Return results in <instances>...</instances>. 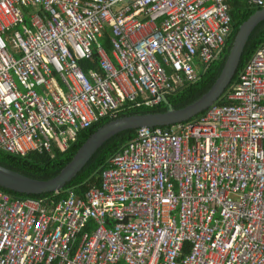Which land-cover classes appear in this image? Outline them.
<instances>
[{
    "label": "built area",
    "instance_id": "2783aa9c",
    "mask_svg": "<svg viewBox=\"0 0 264 264\" xmlns=\"http://www.w3.org/2000/svg\"><path fill=\"white\" fill-rule=\"evenodd\" d=\"M232 32L227 0H0V150L65 153L194 83ZM225 97L136 130L83 194L0 191V264H264V46Z\"/></svg>",
    "mask_w": 264,
    "mask_h": 264
},
{
    "label": "trees",
    "instance_id": "16d2710c",
    "mask_svg": "<svg viewBox=\"0 0 264 264\" xmlns=\"http://www.w3.org/2000/svg\"><path fill=\"white\" fill-rule=\"evenodd\" d=\"M249 0H227L229 6V13L232 23V34L227 39L225 48L220 57L213 60L209 65L199 69L198 78L194 83L188 84L182 89L173 92L166 96V103H161L154 107L130 108L117 113V118L143 115V114H156L165 113L169 106L174 109H182L207 93L214 85L216 80L221 74L223 66L231 50L235 36L239 27L248 20L256 11L264 7L252 6ZM108 33L102 40L104 44L109 43ZM264 46V21L261 22L252 32L247 45L244 49L238 71L230 85V87L223 94L221 99L215 105H231L233 102L226 99V95L231 91L233 86L238 82L239 75L245 68L247 63L251 60L254 54ZM97 57L94 56L92 68L96 70ZM88 63L82 62V68L86 71ZM203 114L199 115L193 120L200 118ZM113 119L106 118L99 124H95L92 128L81 131L78 133L76 140L71 144L70 148L65 153L54 152L52 156L36 153L28 154L24 157L8 154L0 150V166L10 169L14 172L20 173L31 179L46 181L57 176L60 171L72 160L78 152L83 143L99 128L112 121ZM191 120V121H193ZM136 134V131H127L120 133L106 142L102 148L93 156L85 168L77 175V177L69 183L63 192L59 194H46V195H22L11 192L0 187V191L10 195L14 199H37L47 202L57 203L65 197V191L68 189H75L79 194H83L88 190L89 186H100V173L107 167L109 160L117 154L122 147L131 141ZM89 226H94L90 223Z\"/></svg>",
    "mask_w": 264,
    "mask_h": 264
},
{
    "label": "water",
    "instance_id": "95a60500",
    "mask_svg": "<svg viewBox=\"0 0 264 264\" xmlns=\"http://www.w3.org/2000/svg\"><path fill=\"white\" fill-rule=\"evenodd\" d=\"M264 21V8L256 11L238 29L220 76L211 89L192 104L165 113L131 115L114 119L94 132L80 147L72 160L54 178L39 181L0 166V187L22 195L60 193L85 168L102 146L116 135L140 128H164L169 132L175 125L189 122L214 106L230 87L255 28ZM166 98L164 103H166Z\"/></svg>",
    "mask_w": 264,
    "mask_h": 264
},
{
    "label": "crops",
    "instance_id": "0c3cea01",
    "mask_svg": "<svg viewBox=\"0 0 264 264\" xmlns=\"http://www.w3.org/2000/svg\"><path fill=\"white\" fill-rule=\"evenodd\" d=\"M103 44V47L105 48V51L106 52H108L109 54H111V52H112V47H111V45H110V43H108V45L107 44H104V43H102ZM89 66L87 67V69H86V73H87V71H88V69H91L92 67H91V65L90 64H88ZM97 69L98 68H96V71H97ZM95 70V69H94ZM142 108V107H141ZM114 120V119H113ZM73 143V142H72ZM71 143V144H72Z\"/></svg>",
    "mask_w": 264,
    "mask_h": 264
},
{
    "label": "rangeland",
    "instance_id": "374dc122",
    "mask_svg": "<svg viewBox=\"0 0 264 264\" xmlns=\"http://www.w3.org/2000/svg\"><path fill=\"white\" fill-rule=\"evenodd\" d=\"M25 17H26V21L29 22V17L27 15ZM193 66L195 69L199 68V64H197V63H193Z\"/></svg>",
    "mask_w": 264,
    "mask_h": 264
},
{
    "label": "clouds",
    "instance_id": "9594fccd",
    "mask_svg": "<svg viewBox=\"0 0 264 264\" xmlns=\"http://www.w3.org/2000/svg\"><path fill=\"white\" fill-rule=\"evenodd\" d=\"M210 109V108H209Z\"/></svg>",
    "mask_w": 264,
    "mask_h": 264
}]
</instances>
